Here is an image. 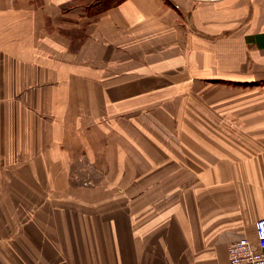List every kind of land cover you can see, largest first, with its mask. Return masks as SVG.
<instances>
[{
	"label": "crops",
	"instance_id": "crops-1",
	"mask_svg": "<svg viewBox=\"0 0 264 264\" xmlns=\"http://www.w3.org/2000/svg\"><path fill=\"white\" fill-rule=\"evenodd\" d=\"M264 217V0H0V264H228Z\"/></svg>",
	"mask_w": 264,
	"mask_h": 264
},
{
	"label": "built area",
	"instance_id": "built-area-1",
	"mask_svg": "<svg viewBox=\"0 0 264 264\" xmlns=\"http://www.w3.org/2000/svg\"><path fill=\"white\" fill-rule=\"evenodd\" d=\"M255 240L241 237L227 245L228 264H264V217L254 223Z\"/></svg>",
	"mask_w": 264,
	"mask_h": 264
},
{
	"label": "rangeland",
	"instance_id": "rangeland-1",
	"mask_svg": "<svg viewBox=\"0 0 264 264\" xmlns=\"http://www.w3.org/2000/svg\"><path fill=\"white\" fill-rule=\"evenodd\" d=\"M253 234H254V240H255V232L253 231Z\"/></svg>",
	"mask_w": 264,
	"mask_h": 264
}]
</instances>
